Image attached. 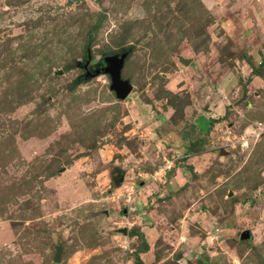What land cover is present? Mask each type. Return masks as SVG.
Returning <instances> with one entry per match:
<instances>
[{
	"label": "rangeland",
	"instance_id": "rangeland-1",
	"mask_svg": "<svg viewBox=\"0 0 264 264\" xmlns=\"http://www.w3.org/2000/svg\"><path fill=\"white\" fill-rule=\"evenodd\" d=\"M133 229L264 264V0H0V264H134Z\"/></svg>",
	"mask_w": 264,
	"mask_h": 264
},
{
	"label": "water",
	"instance_id": "water-1",
	"mask_svg": "<svg viewBox=\"0 0 264 264\" xmlns=\"http://www.w3.org/2000/svg\"><path fill=\"white\" fill-rule=\"evenodd\" d=\"M126 53H121L120 55H108L105 56L103 61L105 65L101 68V71L108 73L110 77V89L114 91L118 99H125L131 91L132 85L128 79L121 77V69L123 66L124 58ZM97 70V72H99ZM123 233H126V228L121 230ZM250 234L247 230H244L240 233V239L246 240L249 239ZM61 247L57 246L56 253L54 256V261L58 262L60 260Z\"/></svg>",
	"mask_w": 264,
	"mask_h": 264
},
{
	"label": "trees",
	"instance_id": "trees-1",
	"mask_svg": "<svg viewBox=\"0 0 264 264\" xmlns=\"http://www.w3.org/2000/svg\"><path fill=\"white\" fill-rule=\"evenodd\" d=\"M98 23H99V20L97 21V22H95L91 27H90V31H92V30H94L95 31V29L97 28V26H98ZM89 31V32H90ZM88 47V46H87ZM114 53H112V51H110V52H108V53H106V54H104L105 56H108V55H113ZM120 55V54H119ZM86 57H87V54H86ZM102 64V63H101ZM103 65V64H102ZM104 66V65H103ZM103 66H101L100 67V71H101V68L103 67ZM122 70V69H121ZM121 77H122V75H121ZM83 79L84 78H82V80L81 81H83ZM74 85L76 84V83H73ZM189 150H191L190 148H189ZM174 168V165H172V167L169 169V171L170 170H172ZM168 171V172H169ZM130 234H136L139 238H140V240H141V246H139L138 247V249L136 250V254H135V258H134V264H144V262H143V260L141 259V257L139 256V254L140 253H142V252H146L147 250H148V244H147V241H146V239H145V237H144V234H143V232H139V231H137V230H135V229H133V230H131V232H130Z\"/></svg>",
	"mask_w": 264,
	"mask_h": 264
},
{
	"label": "built area",
	"instance_id": "built-area-1",
	"mask_svg": "<svg viewBox=\"0 0 264 264\" xmlns=\"http://www.w3.org/2000/svg\"><path fill=\"white\" fill-rule=\"evenodd\" d=\"M172 163V160L167 161L166 164H164L163 167H160L155 173L159 176L164 175L172 167Z\"/></svg>",
	"mask_w": 264,
	"mask_h": 264
}]
</instances>
